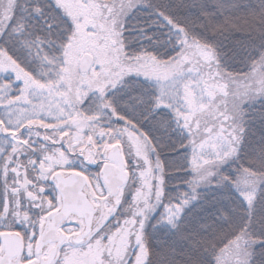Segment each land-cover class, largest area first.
Returning a JSON list of instances; mask_svg holds the SVG:
<instances>
[{
  "label": "snow or ice",
  "instance_id": "snow-or-ice-1",
  "mask_svg": "<svg viewBox=\"0 0 264 264\" xmlns=\"http://www.w3.org/2000/svg\"><path fill=\"white\" fill-rule=\"evenodd\" d=\"M0 264H264V0H0Z\"/></svg>",
  "mask_w": 264,
  "mask_h": 264
}]
</instances>
